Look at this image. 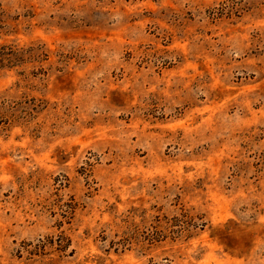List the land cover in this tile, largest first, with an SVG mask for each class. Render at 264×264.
<instances>
[{"label":"rangeland","instance_id":"rangeland-1","mask_svg":"<svg viewBox=\"0 0 264 264\" xmlns=\"http://www.w3.org/2000/svg\"><path fill=\"white\" fill-rule=\"evenodd\" d=\"M0 264H264V0H0Z\"/></svg>","mask_w":264,"mask_h":264}]
</instances>
